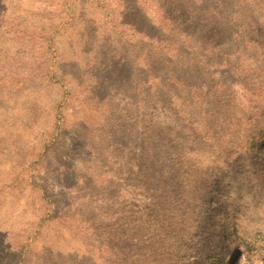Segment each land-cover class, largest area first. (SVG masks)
Wrapping results in <instances>:
<instances>
[{
    "label": "rangeland",
    "instance_id": "obj_1",
    "mask_svg": "<svg viewBox=\"0 0 264 264\" xmlns=\"http://www.w3.org/2000/svg\"><path fill=\"white\" fill-rule=\"evenodd\" d=\"M4 232L0 264H264V0H0Z\"/></svg>",
    "mask_w": 264,
    "mask_h": 264
},
{
    "label": "trees",
    "instance_id": "obj_2",
    "mask_svg": "<svg viewBox=\"0 0 264 264\" xmlns=\"http://www.w3.org/2000/svg\"><path fill=\"white\" fill-rule=\"evenodd\" d=\"M6 233L4 232V237L0 234V245L5 243V239H6ZM7 243V242H6ZM7 247H6V251L11 249V246L7 243ZM2 247V246H1ZM5 248V247H2ZM8 256V255H7ZM6 258V257H5ZM19 262H15L14 264H18Z\"/></svg>",
    "mask_w": 264,
    "mask_h": 264
}]
</instances>
